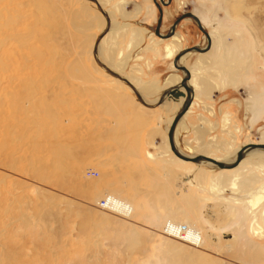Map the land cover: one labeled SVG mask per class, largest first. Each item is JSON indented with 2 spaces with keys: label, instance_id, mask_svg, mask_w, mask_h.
Segmentation results:
<instances>
[{
  "label": "rangeland",
  "instance_id": "obj_1",
  "mask_svg": "<svg viewBox=\"0 0 264 264\" xmlns=\"http://www.w3.org/2000/svg\"><path fill=\"white\" fill-rule=\"evenodd\" d=\"M10 1L0 2L3 17L0 23H5L9 15L3 9L6 4L8 8L14 7L21 17L13 26L0 25V264L5 261L8 264H170L169 249L173 241L183 246L175 249L179 253V264H187L192 254L200 252L205 253L207 259L212 257L216 264H264V155L246 156L235 169L223 170L208 163L198 165L183 161L168 148L183 170L180 203L172 199L173 173L169 166H165L159 180L154 181L150 176L155 175V171L148 169L150 176L145 183L139 170L130 167L129 172H123L128 157L118 158L113 153L117 149H128L112 136H128L134 126L131 123L112 125L108 112L102 106L100 110V102L97 101L98 109L93 106V93L99 98L103 95L104 101V97L112 94L109 83L122 82L127 91L133 93L123 80L111 73L110 70L116 71L109 65L111 51L106 39H101L97 56L110 70L95 57L94 45L107 24L105 15L89 0H42L52 17L43 15L36 5L26 6L23 4L26 0H15L13 6ZM234 1L207 0L204 4L201 0H180L175 4L176 19L186 11L199 9L205 15L206 24L195 14L205 29L216 33V45L208 64L200 65L198 57L193 55L187 59L188 65L205 66L201 75L213 86L225 83L223 89L217 88L214 93L212 116L208 114L211 101L203 99V107L187 117L189 120H185L177 135L179 148L189 155L204 154L222 161L233 160L237 149L244 145L264 143L261 140L264 132V0H245L249 10L242 13L249 21L232 16ZM114 4L110 0L106 7ZM84 5L88 7L82 8ZM106 7L103 9L109 13ZM87 11L91 18L86 16ZM76 13L79 14L77 20L81 19V25L77 26L72 19ZM96 15L104 18L103 28L97 23V17L93 20ZM189 20L199 33L189 32L182 46L204 40L199 46H206V35L194 19ZM17 34L27 37V43L17 42L14 37ZM223 38L236 47L231 45L227 52ZM227 54L229 61L225 64ZM220 55L224 58L223 68L215 67ZM70 64L75 68L73 71ZM233 68L234 73L225 72ZM174 69L182 75V71ZM81 71L88 73V79L81 77ZM96 78L99 85L95 87L91 81L95 82ZM25 83L35 90L30 95V104ZM202 96L207 95L200 98ZM32 101L36 103L33 105ZM34 106H41L38 114L33 111ZM26 111L30 118L26 117ZM100 112L106 117H102V123ZM226 112L231 114V119L224 124ZM45 113L52 114L54 119ZM36 122L42 126L40 131ZM197 134L204 136V140L198 139ZM125 140V144L131 142ZM57 142L72 148L79 158L52 157L50 149L56 148ZM166 142L167 135L160 147L167 148ZM150 153L153 158L154 154ZM60 161L69 176L63 183L58 180L64 173L57 168ZM89 169L97 174L88 175ZM193 170L197 171L192 180ZM218 171L221 173L217 177L218 184L212 181L211 185L210 178L203 183L206 173L211 176ZM188 193L196 200L195 212L185 203ZM107 197L114 200L110 208L100 206V201ZM68 206L70 210L66 209ZM46 211L51 214L42 215ZM169 219L186 225L188 238H182L179 232L173 233L167 224ZM198 227L202 233L197 231ZM52 232L59 239H51ZM69 236L74 237L70 244L59 243ZM134 237L140 242L130 250L126 246ZM87 257L90 259L86 262Z\"/></svg>",
  "mask_w": 264,
  "mask_h": 264
},
{
  "label": "crops",
  "instance_id": "obj_2",
  "mask_svg": "<svg viewBox=\"0 0 264 264\" xmlns=\"http://www.w3.org/2000/svg\"><path fill=\"white\" fill-rule=\"evenodd\" d=\"M98 1L102 7H106L107 2H109L110 0ZM112 1L115 2L114 6L109 8L106 7L109 10V13L111 12V17L109 16L111 20V28L109 32L105 34L102 38V40L106 39L105 42L107 43V47L110 46V48L108 47L111 51L109 52V58L111 60V64L109 65L118 74L130 81L135 87L141 88L145 97L148 100L152 102L158 101L167 89L178 85V83L180 82V80L178 81V79V82L176 81V83L170 82L169 80L171 77L174 78L179 76L181 79V77L184 76L183 72L182 75H180L174 69L175 66L173 60L175 56L179 53V51L190 47L191 45V47L199 46L200 44L203 45L205 43V40L203 41V43L199 42L196 44L193 43L191 45L182 46L183 41L186 42V40H188V36L190 34L189 32L195 30L196 33H199L195 25L189 20L191 18H185L181 20V22L176 27L175 34L172 37L162 38L156 35L155 30L158 25L159 9L155 0ZM179 1L180 0H170L168 5H162L163 22L160 28L161 33H168L171 30L173 24L179 18L178 17L176 19L178 11L176 12L175 9V4L179 3ZM201 1L204 4H207V0ZM192 12L194 14L196 13L200 15L202 20L205 22V15L203 14V11H199V9H194L192 10ZM209 35L211 39V47L208 50L204 52L190 51L186 55L182 56L180 59V64L187 67L190 72L191 76L188 85L193 88L192 104L189 107V110H187V113L184 114L181 118L184 123L186 122L185 120H189L187 119L189 115H191L193 112H196L195 109L200 108V106L203 107V105H201L203 104V99L211 101V105L208 109V114L212 116L215 111L212 101H216V99L213 98L214 93L215 91H218L216 90L217 88L223 89L225 87V83H222L221 85L217 83L213 86L206 79H204L203 75H201L205 66H199V64H208L209 55L213 52L215 48L214 46L216 45V33L209 32ZM226 39L227 38H223V41H225ZM228 42L229 41L224 42V46L227 48V52L229 51L228 48L231 47V45L236 47L235 43L232 44ZM104 55H106V52ZM193 55H196L198 57L199 64H197V66L188 65L187 59ZM223 60L224 58H222L221 55L217 57V63L215 67L223 68ZM227 61H229L228 54L225 56L224 63L226 64ZM224 71L222 73H224ZM225 72L231 74L234 73L235 70L233 68L232 70L230 69ZM228 78L231 79L230 77ZM96 79L97 80H95V82H91L92 85L98 86V78ZM119 84L120 83L115 82L110 85L109 83L110 89L108 88L110 90H108L109 92L112 91V98L110 103V106L112 107L110 112L108 113L112 125H120L124 122H133L134 124H136L137 121L140 120L143 127L142 129L139 127V130L133 131L132 129H130L128 131V139L130 141H133L135 139L136 141L134 149H128L127 151H121L117 149L116 153H113V155H116L118 158L121 156H127L128 160L126 159L127 163H125V169L123 172H129L130 167H132L131 170H139L140 173H142L141 180H143V183L146 182V179H149L150 175L147 172L148 169L155 171V175L150 176V180L154 181L159 180L162 171H165L164 167L169 166L170 172L173 173L171 177L173 178V187L175 189V191L173 189L172 199L175 203H180L181 193L179 192H181L182 187L183 171L181 168V164L177 165V159L172 158V156L169 154L168 148H162L160 146L164 144V140L166 139L167 128H170L171 126L170 121L172 117L174 119L175 114L183 103L181 101L182 98L179 101H167L161 105L151 108L144 106L132 92L127 91V89L125 88L126 86L123 87V85ZM100 87L105 86L100 85ZM203 94L207 95L208 97L202 96L203 98H200V96ZM94 101L95 108L98 109V103L96 100ZM101 106L102 105L100 100V110ZM223 112H225V109L223 110ZM233 113L234 114H232V116L235 117L236 114L234 111ZM225 114L226 115L224 117V123L225 119L227 123L228 121L230 123L231 114L227 112ZM237 114L239 115L238 111ZM102 117L104 119L106 118L102 116V113L100 112V123H102ZM201 120L203 123L206 122L204 118H201ZM235 126L238 130L239 125L237 126L236 124ZM202 133V135H204L203 129ZM135 134L137 137L135 136ZM197 137L198 139L201 138L204 140V136L202 137L197 134ZM234 137L235 136L233 135V138ZM150 152L154 154L153 158L149 156V154L151 155ZM123 160L124 159H122L120 162L122 163ZM113 170L115 171V169ZM187 171L188 170L186 169L185 172ZM220 174L221 173H219V171L217 173H213L211 176L206 173V179H203L202 181L204 183L205 180L210 178L211 185L214 182H217L218 184V178ZM222 174L223 178H225L224 173ZM197 180L201 182L200 179ZM212 181L214 182L212 183ZM191 184L192 183L189 182V185ZM196 184L198 185V183ZM201 197L203 196L200 195L199 198L201 199ZM212 219L213 217L211 214V221H214Z\"/></svg>",
  "mask_w": 264,
  "mask_h": 264
},
{
  "label": "bare ground",
  "instance_id": "obj_3",
  "mask_svg": "<svg viewBox=\"0 0 264 264\" xmlns=\"http://www.w3.org/2000/svg\"><path fill=\"white\" fill-rule=\"evenodd\" d=\"M3 0H0V2H2ZM42 0H26V2L24 3L23 2V4H25L26 6L27 5H29V6H31V7H34V5H36V7L43 13V15H47V16H49L50 15V13H48L49 11H48V9H49V7H47V5L44 3V2H41ZM85 1V0H84ZM87 1V0H86ZM161 3H159L160 4V6H161V4L162 5H165V4H163L162 3V1H160ZM165 2H167V1H165ZM12 6H13V4H15L16 3V1L15 0H11L10 2H9ZM102 3H103V1H102ZM22 4V3H21ZM85 4H86V2H85ZM18 5V4H17ZM22 6V5H21ZM24 6V5H23ZM9 6L6 4V6H4L3 7V9L4 10H6V11H8V13H9V15H7L8 17L6 18L5 17V23H3V24H1L0 23V25L1 26H10V25H15V23L17 22L16 20L19 18L20 19V15H18V14H16L17 12V10L14 8V7H12V8H8ZM85 7H88L87 5H84V7H82V8H85ZM22 8V7H21ZM48 8V9H47ZM161 8H162V6H161ZM228 8V7H227ZM226 8V9H227ZM36 9V8H35ZM163 9V8H162ZM249 10V8L247 7V6H245V0H235L234 1V3L232 4V11H231V14H232V16H236V17H243V18H245L244 17V15H243V10ZM37 10V9H36ZM50 10V9H49ZM86 10H88V8L86 9ZM80 11V10H79ZM230 11V10H229ZM40 12V14H42ZM70 12V11H69ZM85 12V11H84ZM233 12V13H232ZM30 14V13H29ZM32 14H33V12H32ZM78 16H77V15ZM75 14V16L74 15H72V19L75 21V22H77L76 23V25L75 26H77V24L78 25H81V23H80V21H81V19H80V21L79 20H77L78 18L77 17H79V14L78 13H76ZM86 14V16L88 17V16H90V17H88V18H91V14L87 11V13H85ZM230 14V15H231ZM51 16V15H50ZM25 17V16H24ZM52 17V16H51ZM50 17V18H51ZM95 17V18H94ZM93 17V20L94 19H96V17H97V20H98V24L100 25V27H103V25H104V21L102 20V19H104V18H102L100 15H96V16H94ZM1 18H3L2 17V13H1V11H0V19ZM39 19V18H38ZM185 19V18H184ZM236 19V18H235ZM247 21H249V19H247V18H245ZM87 20V19H86ZM92 19L90 20V21H93ZM183 20V19H182ZM40 21H43V20H41L40 19ZM89 21V22H90ZM72 22V21H71ZM79 22V23H78ZM86 22V21H85ZM22 23V22H21ZM41 23V22H40ZM43 23V22H42ZM48 24H49V22H48ZM88 24V23H87ZM93 25V24H92ZM45 26V25H44ZM50 26V25H49ZM81 27V26H80ZM86 28V27H85ZM51 29V28H50ZM52 29H53V27H52ZM63 30V29H62ZM50 31V30H49ZM53 32V31H52ZM57 32V31H56ZM59 33V32H58ZM45 34V33H44ZM175 34V33H174ZM30 35H31V33H30ZM31 36H33V35H31ZM60 36V35H59ZM15 37V39L17 40V42H19L20 44L23 42L24 44H26L27 43V37H21L20 36V34H17V35H15L14 36ZM63 37H65L64 35H63ZM172 37V36H171ZM35 38V37H34ZM42 38V37H41ZM44 38V37H43ZM9 39V38H8ZM14 39V40H15ZM49 39V38H48ZM51 39V38H50ZM95 46V45H94ZM188 52H190V51H188ZM188 52H186L184 55H186ZM183 55V56H184ZM181 59V58H180ZM80 59H78L77 61H79ZM81 62V61H80ZM80 62H78V63H80ZM77 63V62H76ZM71 65V64H70ZM72 65H73V63H72ZM70 66V67H72L71 69H72V71H73V69H75V68H73V66ZM26 66V65H25ZM24 67V66H23ZM76 67V66H75ZM82 68V65H79V67L78 68ZM80 68V69H81ZM22 69H24V68H22ZM84 69V68H83ZM7 70V69H6ZM86 70V69H85ZM76 71H78V70H76ZM87 71V70H86ZM85 71V72H86ZM75 72V71H74ZM84 71H81V77H83L84 79L85 78H87L88 79V73L86 74ZM77 74H79V73H77ZM72 75L74 76V74L72 73ZM90 77V76H89ZM183 78V76L181 77V79ZM92 79V78H91ZM177 79H178V81L180 80L181 81V79H180V77L179 76H177V77H171L170 78V82H175L176 83V81H177ZM94 80V79H93ZM96 80V79H95ZM11 81H12V79H11ZM177 81V82H178ZM93 82V81H92ZM117 83H120L119 85H123V87L125 86L124 85V83H122V82H117ZM188 84H189V80H188V82H187ZM174 84V83H173ZM25 86L26 87H28L29 88V91H27L26 90V97H27V101H29V104L31 103V101H30V95L32 94V93H35V90H32L31 88H30V86L28 85V83L26 84L25 83ZM96 87V86H95ZM95 90H97V89H95ZM184 90V89H183ZM94 92V91H93ZM103 92V91H102ZM112 92V91H111ZM17 96V95H16ZM118 96H122V95H118ZM33 97V96H32ZM92 97H93V106H94V108H95V101L94 100H96V101H99L100 102V100H101V103H103V104H105V105H102V107H103V109L106 111V113L108 112H110V110H111V107L112 106H110V103H111V98H112V94H108L106 97H104L105 98V101H104V99H102L103 98V95L99 98V96L98 95H95V93H93L92 94ZM115 97V96H114ZM12 98V97H11ZM114 99V98H113ZM112 99V100H113ZM181 99V98H180ZM184 98H182L181 99V101L183 102L184 100H183ZM16 100V99H15ZM18 101V100H17ZM26 101V102H27ZM168 100H166L165 102H167ZM12 103H13V105H14V102H13V100L11 101ZM127 102V101H126ZM22 103V102H21ZM24 103V102H23ZM32 103H33V105H34V103H36V102H33L32 101ZM118 103V102H117ZM142 103V102H141ZM17 104V103H16ZM38 104V103H37ZM100 104V103H99ZM123 104V103H122ZM121 104V105H122ZM143 104V103H142ZM177 104V103H176ZM192 104V103H191ZM125 105V104H124ZM144 105V104H143ZM126 106V105H125ZM145 106V105H144ZM174 106V105H173ZM39 107H41V106H39ZM39 107H37V106H34L33 108L36 110H33L34 112H36L37 114L39 113L38 111H39ZM134 107V106H133ZM126 108V107H125ZM25 110H26V108H25ZM125 110V109H124ZM189 110V109H188ZM126 111V110H125ZM112 113V112H111ZM187 113V112H186ZM185 113V114H186ZM28 113H27V111L25 112V115H26V117L28 116L29 117V115H27ZM45 115L47 116V117H49V118H51V119H54L53 118V115L52 114H50V113H45ZM125 115V114H124ZM129 115H130V113H129ZM36 117H38V115H35ZM25 118V117H24ZM30 118V117H29ZM32 119V118H31ZM172 120H173V117H172V119H171V121H170V124H171V122H172ZM35 121V120H34ZM125 123V122H124ZM131 124H133V126H135L134 128H136L137 130H139V127L142 129V123H141V121L139 120V121H137V123L136 124H134L133 122L131 123ZM224 124H227V122H226V119H225V123ZM184 125V121L181 119L180 121H179V123H178V125H177V127H176V130H175V143H176V145H177V147L179 148V141H178V133H179V129L182 127ZM36 126H37V130H41L42 128V126H40L39 124H37V122H36ZM98 126V125H97ZM170 126V125H169ZM124 127V126H123ZM131 127V126H130ZM96 129V128H95ZM136 129H133V130H136ZM168 129H170L169 127L167 128V133H166V135H167V142H166V146H167V148H169V149H171V146H170V142H169V136H168ZM114 129L113 128H110V131H113ZM116 130V129H115ZM202 130V129H201ZM90 131H91V129H90ZM142 131V130H141ZM88 132V131H87ZM94 134V133H93ZM107 134V133H106ZM87 135V134H86ZM113 135H115V134H113ZM107 136H108V134H107ZM134 136V135H133ZM135 136H136V134H135ZM99 137V136H98ZM113 137V139H119V140H117V141H119L120 142V145L123 147V148H125V149H130V148H132V147H134L135 146V143H136V141H135V139L133 140V141H131L130 143H127V144H125V142L124 141H127V140H125V139H128V136H112ZM111 137V138H112ZM137 137V136H136ZM111 138H109V139H111ZM133 138V137H132ZM103 139V138H102ZM261 140H264V132L262 133V137H261ZM95 142V141H94ZM58 143V145L56 146V148H54V149H50V151H52L53 152V155H52V157H54L55 158V155H57V156H59V157H61L62 159L63 158H79V156L77 155V152L76 151H74L72 148H70V147H67V146H65V145H63L61 142H57ZM39 144H41V143H39ZM38 144V145H39ZM249 144H251V143H249ZM249 144H247V145H249ZM36 145H37V143H36ZM244 146H246V145H244ZM243 146V147H244ZM79 148V147H78ZM80 148H81V144H80ZM242 148V147H241ZM240 148V149H241ZM83 149V148H82ZM98 149V148H97ZM180 150H181V148H179ZM189 149V148H188ZM240 149H237V151H236V153L238 154V152H239V150ZM84 150V149H83ZM92 150V149H91ZM126 151V150H125ZM182 151V150H181ZM189 151H191L192 152V150L191 149H189ZM183 152V151H182ZM97 153H99V152H97ZM174 153V152H173ZM183 153H185V154H187L186 152H183ZM79 154V153H78ZM175 154V153H174ZM237 154H236V156H235V158L232 160V159H230V160H226V162H232V161H234L236 158H237ZM256 154H258V155H264V150L263 149H253V150H251V151H249L246 155H245V157L239 162V164L237 165V166H235L234 168H220V169H223V170H232V169H235L236 167H238L240 164H241V162L246 158V156H254V155H256ZM187 155H189V154H187ZM204 155V154H203ZM177 156V155H176ZM189 156H192V155H189ZM178 157V156H177ZM181 159V158H180ZM181 160H183V161H187V160H184V159H181ZM188 162H192V161H188ZM192 163H195V162H192ZM202 163H208V164H211V163H209V162H205V161H202V162H200V163H196V164H198V165H201ZM52 165H55V161L54 162H52ZM63 163H62V161H60V165H58L57 166V168H60V169H62L63 171H64V173H62L60 176H58V180L60 181L61 180V182L63 183V182H66L67 181V179H68V173H67V170H65L64 168H63ZM101 165V164H100ZM211 165H213V164H211ZM115 166V165H114ZM215 166V165H214ZM115 167H117V165L115 166ZM108 170V169H107ZM118 170H120L119 168H118ZM117 171V170H116ZM196 171L197 170H193L192 171V173H190V176L192 177V180L194 179V176H195V173H196ZM236 171H238V170H236ZM107 173H108V171H106ZM120 172V171H119ZM84 173V172H83ZM106 174V173H105ZM236 175H238V174H236ZM108 176V175H107ZM135 176H137V175H135ZM135 176H133V177H135ZM132 177V178H133ZM139 177V176H138ZM137 177V178H138ZM238 177V176H237ZM44 178V177H43ZM136 180V179H135ZM104 181H106V180H104ZM121 181V180H120ZM128 181V180H127ZM96 182H98V180L96 181ZM99 182H101V181H99ZM123 182V181H122ZM90 183V182H89ZM108 183V182H107ZM112 183V182H111ZM115 183V182H114ZM117 184V183H116ZM127 184V183H126ZM89 185H91V184H89ZM97 185V184H96ZM86 187V186H85ZM90 187V186H89ZM146 190V189H145ZM97 191V190H96ZM155 191V190H154ZM150 192V191H149ZM152 193V192H151ZM146 194H148V192L146 193ZM99 194H97L96 196V198L98 199L99 198V196H98ZM45 197V196H44ZM150 198H151V196H150ZM155 198V197H154ZM96 199V200H97ZM154 200V199H153ZM185 203L187 204V206H188V208L190 209V210H192V211H194L195 212V204H196V200H194L193 201V196L192 195H190L189 193L188 194H186V197H185ZM95 201V200H94ZM170 201V200H169ZM97 203H98V201H96ZM157 202H159V201H157ZM161 202V201H160ZM163 202V201H162ZM161 202V203H162ZM261 202V200L258 202V203H260ZM69 203V202H68ZM153 203V202H152ZM257 203V204H258ZM185 204V205H186ZM69 205H71V202H70V204ZM163 205V204H162ZM69 207V206H68ZM68 207H66V209L67 210H70V207L68 208ZM155 208V207H154ZM182 213V212H181ZM44 214H47V215H50L51 213L48 211H46L45 213H42V215H44ZM98 216V215H97ZM175 219V218H174ZM174 219H169L170 221L169 222H167V224H168V227L173 231V233L174 232H179V235L182 237V238H188V228H187V226L186 225H180V224H178ZM198 232H201L202 233V229L200 228V227H198V230H197ZM53 234H51L50 235V237H51V239H59V236H57L56 234H54L55 232H52ZM139 233V232H138ZM172 234V233H171ZM217 237H219V236H217ZM74 239V237H68V238H66L65 240H60L59 241V243H61V245H64V244H66V243H68V244H70L71 242H70V240H73ZM217 239V241L216 242H219V238H216ZM51 241V240H50ZM138 242H140L139 241V238L138 237H134L133 239H131L130 241H129V245L128 246H126V248H128V249H130V250H133L132 248H133V245H135V244H138ZM211 243H214L213 241L211 242ZM96 245H100L99 243L97 244V242L95 243ZM132 246V247H131ZM182 245L181 244H179V243H177L176 242V245H175V241H173L172 242V244H171V247H170V251H169V261H170V264H179V253L177 252L178 250H175V249H181V248H183V246L181 247ZM125 248V249H126ZM173 250V251H172ZM253 256L254 257H256V252H253ZM98 259H99V257H97ZM97 258H96V260H97ZM212 258V257H211ZM211 258H209V259H207V256H206V254L205 253H203V252H200V253H197V254H192V256L191 257H189L188 259H187V264H216L215 263V261H213V259H211ZM89 259H90V257H87L86 258V262L87 261H89ZM217 262V261H216ZM8 264L9 262L8 261H5L3 264ZM97 264H99V263H97Z\"/></svg>",
  "mask_w": 264,
  "mask_h": 264
},
{
  "label": "water",
  "instance_id": "obj_4",
  "mask_svg": "<svg viewBox=\"0 0 264 264\" xmlns=\"http://www.w3.org/2000/svg\"><path fill=\"white\" fill-rule=\"evenodd\" d=\"M89 1L96 3L98 9L105 15V17L107 19V24H106L103 32L98 37V39L95 43L94 54H95L97 61H99V63L105 69L110 70V69H108V67L106 65H104L99 60V58L97 56V53H98L97 51H98V46H99V43H100L102 37L109 31V28L111 25V20H110L108 12L103 9V7L101 6V4L99 3L98 0H89ZM160 1H162V3L165 5H167L170 2V0L167 2H165V0H160ZM155 2L157 3L158 9H159L158 25H157V28L155 30L156 35H158L159 37H162V38H169V37L174 35L176 27L181 22L182 19L191 18V19H194L196 21L200 30L203 31V33L206 35V37L208 39L207 45L204 47H201V46L187 47V48L179 51V53L175 56L173 63H174L175 68H177L178 70H180L184 73V76L181 79V81L178 83V85H175V86L167 89L158 101L152 102V101L148 100L145 97L141 88L135 87L130 81H128L126 78H124L123 76H121L117 72H114L112 70H110V71L116 77L123 80L126 83V85L128 86V88H130L133 91V93L136 95V97L139 99V101L142 102L147 107H151V108L156 107L158 105L163 104L166 100H168V101H179L180 98H184L183 103L181 104L179 110L177 111V113L174 116V119L171 123L169 133H168L171 150L175 153V155H177L181 159H184L187 161H192L195 163H200L202 161H205V162H209V163L217 166L218 168H234L235 166H237L239 164V162L245 157V155L249 151H251L253 149H263L264 150V143H251L249 145L242 147L237 154V158L232 162H226V161L218 160L214 157L206 156L203 154H196V155L189 156V155L183 153L177 147V145L175 143V130H176L177 124L179 123L180 119L183 117V115L187 112V110L191 106L192 99H193V88L190 85H188V83H187L188 80L190 79L191 75H190V72L187 69V67L180 64V58L188 51L204 52V51L208 50L211 47V39H210L209 32L205 29L204 25L202 24L201 19L197 15H195L193 12H190V11L183 13L176 20V22L173 24L171 30L168 33H164V34L161 33L160 28H161V25L163 22V9L161 8V6L157 0H155Z\"/></svg>",
  "mask_w": 264,
  "mask_h": 264
},
{
  "label": "built area",
  "instance_id": "obj_5",
  "mask_svg": "<svg viewBox=\"0 0 264 264\" xmlns=\"http://www.w3.org/2000/svg\"><path fill=\"white\" fill-rule=\"evenodd\" d=\"M87 173H88V175H94V174H97V173H95V171H93V170H91V169H89L88 171H87ZM114 205V200L113 199H111L110 197H107L106 199H102L101 201H100V206H102V207H108V208H110L111 206H113Z\"/></svg>",
  "mask_w": 264,
  "mask_h": 264
}]
</instances>
